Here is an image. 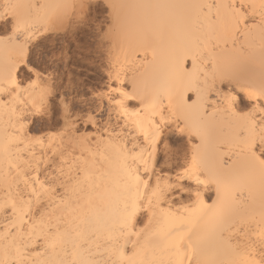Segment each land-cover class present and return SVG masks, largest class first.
<instances>
[{
  "label": "snow or ice",
  "instance_id": "6c2138e0",
  "mask_svg": "<svg viewBox=\"0 0 264 264\" xmlns=\"http://www.w3.org/2000/svg\"><path fill=\"white\" fill-rule=\"evenodd\" d=\"M0 9V264H264V0ZM72 26L106 73L82 96L57 86L66 53L49 45ZM158 45L170 67L148 91L129 56ZM173 125L183 144L165 142ZM218 130L238 165L209 152ZM177 191L188 203L163 207Z\"/></svg>",
  "mask_w": 264,
  "mask_h": 264
},
{
  "label": "bare ground",
  "instance_id": "6f19581e",
  "mask_svg": "<svg viewBox=\"0 0 264 264\" xmlns=\"http://www.w3.org/2000/svg\"><path fill=\"white\" fill-rule=\"evenodd\" d=\"M50 2H52V0H39V3H50ZM129 2H142V0H129ZM161 2H193V0H161ZM199 2L212 3L213 0H199ZM0 3H3V0H0ZM0 11H2V9H0ZM3 23H4L3 21H0V30L5 29V28H2ZM73 28L74 27L72 26L70 29H73ZM71 31H73V30H71ZM71 31H70V33H71ZM64 33H65V31H64ZM53 43H54V41H49V45H53ZM129 60H130V65H129L128 71H127V77L129 79L134 77L137 80L138 84L142 88L147 89L148 91H152L156 88L164 86L165 81H166V75H167V72L169 71V67H170V55H169V51H168L166 46H163V45L156 46L155 57L153 56V51L151 49H149L147 52H145L143 48H140V49H138V55H136V54L130 55ZM185 66L190 68V66H191L190 61L187 62V64ZM245 71H247V70H245ZM104 74L106 75L105 71H104ZM55 79H56V83L60 84L59 82L62 80V77L60 75L57 78L55 77ZM218 87H219V85H218ZM184 95H185V97L186 96H192L193 99H195V95L191 91L186 92ZM174 99H175V102L177 104L182 103L179 93H177V95L175 96ZM208 99H209V105H207L206 107L208 108V111L211 112L212 108H211L210 104H211V101L214 100V96H209ZM241 107H243V105H241ZM113 117L115 118V115ZM173 133H177L174 130V125H173V130L167 131L165 133V142L166 143L169 142V140H172L171 136ZM184 138L186 139V137H184ZM216 149H218V151H215L217 161L220 164H222L225 168H227L228 166L238 165V158L234 154V150L231 148V146L228 142V137L224 131L218 130L213 135V137L211 138V140L209 142V145H208L209 152H213ZM181 162H182V158H181ZM175 165H176V160H175V163H173L172 167H170V168L169 167H162V164L158 163L157 164V172L161 175L162 179H166L169 177L174 179L175 172L178 170L175 167ZM178 193H180V192H178ZM177 195L178 194L176 192H174L173 195L171 197H169L168 200L163 204V207L168 208L169 206H171L173 211H179L181 209L182 205L188 203V198L181 199ZM205 198L209 199V200L214 199L215 198L214 191H212V190L208 191Z\"/></svg>",
  "mask_w": 264,
  "mask_h": 264
},
{
  "label": "rangeland",
  "instance_id": "374dc122",
  "mask_svg": "<svg viewBox=\"0 0 264 264\" xmlns=\"http://www.w3.org/2000/svg\"><path fill=\"white\" fill-rule=\"evenodd\" d=\"M7 27V24H2V28ZM70 28L71 27H68V30L65 31V33L64 31L52 33L49 41H54V43L53 45H50V47L59 48L60 46H63L66 53L65 63L58 67V76L61 75L62 77V80L59 83L61 84V82H63L65 86L63 90H67L70 96L76 93H79L82 96L85 91L104 83L102 77L105 76V70L99 53L89 51L96 42L91 40L84 31L78 30L76 27L73 29ZM69 30L73 31L70 33ZM81 41H83V43H81ZM69 50H71L70 56L67 55ZM81 52H83V56H81ZM58 76L54 73V77L57 78ZM60 84H57V86L59 87ZM104 118H107L106 114ZM112 122L116 123V119L114 118ZM101 123H103V121H101ZM177 135V133H173L171 136L172 140H169L167 143H170L169 145L183 144L186 139ZM171 163H175V160L171 161ZM159 164L163 165L162 159L159 160ZM176 193L181 199L187 198L186 195H181L178 191Z\"/></svg>",
  "mask_w": 264,
  "mask_h": 264
}]
</instances>
